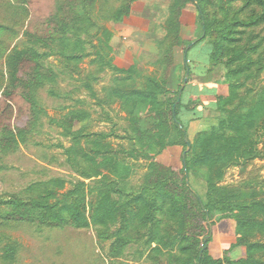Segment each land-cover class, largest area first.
<instances>
[{"label":"trees","instance_id":"trees-1","mask_svg":"<svg viewBox=\"0 0 264 264\" xmlns=\"http://www.w3.org/2000/svg\"><path fill=\"white\" fill-rule=\"evenodd\" d=\"M92 1L55 0L43 27L23 30L18 38L7 25L19 16L21 7L0 0V171L3 158L41 130L47 114L38 100L39 90L48 87L50 94L61 95L55 91L60 81L73 79L66 65L91 54L96 55L97 68L116 73L108 96L120 100L129 114L123 137L130 146L112 149L107 138L118 137L114 132L87 131L88 110L76 108L59 118L48 117L69 140L67 147L55 146L62 148L63 164L77 176L70 181L62 175L37 179L20 192L0 194V228L26 226L41 231L44 227L92 225L98 227V244L114 237L110 250L118 256L136 247L134 253L139 259L144 257L140 264H264V241L256 237L264 235V198L221 184L229 167L264 158V83L258 80L264 68V0H175L168 10L167 35L158 42L156 65L164 70L161 77L143 75L134 64L116 67L111 58L94 50L90 39L81 36L82 29L93 22ZM131 1L122 0L115 17L127 14ZM186 2L193 4L199 28L196 37L187 41L179 34V10ZM4 36L16 39L15 44L9 47ZM192 40L195 43L184 49ZM206 41L208 51L202 58H189L192 47ZM180 45L184 54L176 64L173 49ZM53 55L63 67L47 60ZM192 63L207 75L220 66L222 78L205 77L202 82L211 83L213 89L196 86L190 92L186 81L177 102L185 74L190 78L193 71ZM81 85L94 95L89 82ZM203 101H211L219 115L191 140L181 111L197 118ZM20 102L25 109L22 124L17 114L13 120L8 118ZM168 145L181 146L182 151L190 146L176 166L155 161ZM129 158L148 161L137 186L130 184L135 164ZM192 171H199L204 179L203 194L189 182ZM66 183L70 188L62 191ZM86 191L98 194L90 215L85 213ZM214 214L217 220L212 219ZM222 220L235 222L237 241L220 257H213L211 226ZM17 247L0 235V260L13 264ZM237 247L241 254L229 255Z\"/></svg>","mask_w":264,"mask_h":264},{"label":"rangeland","instance_id":"rangeland-1","mask_svg":"<svg viewBox=\"0 0 264 264\" xmlns=\"http://www.w3.org/2000/svg\"><path fill=\"white\" fill-rule=\"evenodd\" d=\"M10 1L17 7H21L19 16L15 17L16 19H10L9 25H7L8 28H11L12 33L17 34L18 38L23 30L41 29L46 16L51 14L55 8V0ZM121 1L93 0L91 6L92 25L84 27L81 36L90 39L92 46L95 47L94 50L101 51L106 57L111 58L116 67L127 68L134 64L143 75L161 77L164 75V70L156 65L159 55L158 42L167 35L168 10L175 0H133L127 14L123 13L120 17H115L114 12L118 11ZM3 8V11L11 12L8 8ZM209 8L214 10L212 6ZM179 11L181 38L185 41L194 39L199 33V28L193 4L183 3ZM0 13H3L2 10ZM2 39L9 44V47H12L16 42V39H9L5 36ZM192 42L195 43V40ZM19 47L21 46L19 45ZM184 49L183 45L174 47L172 56L174 63L181 62ZM207 51L208 43L206 41L192 47L188 55L192 60H196L198 57L202 58ZM95 57V54H91L79 62L66 65L71 70L73 79L66 78L60 81V89L55 91L61 95L50 94L47 90L48 87L39 90L38 100L42 103L47 116L43 117L41 130L38 134L32 135L25 145H21L17 151L3 158L4 169L0 171V194L20 192L30 181L37 179L62 175L70 181L71 178L77 176L73 169L63 164L65 155L62 148L55 146L61 143L67 147L69 140L61 135L60 127L50 123L48 117L59 118L62 114L76 108L88 110L90 118L87 131L114 132L118 137L111 135L107 138L109 147L115 150L129 148L128 139L123 137L127 134L129 114L122 108L120 100L111 99L108 96V88L113 85V77L116 73L110 69L97 68L93 61ZM47 60L56 67L64 65L61 59L54 55L48 57ZM2 62L1 60L0 65ZM192 66L193 71L190 78L187 73L189 84L187 92L196 87L205 77L222 78L223 70L220 66L209 75L201 73L199 70L203 69L196 66L195 63H192ZM258 80L260 83H264V68ZM82 82H89L93 89V96L89 94L84 85H81ZM221 88L224 90L225 86ZM17 106L14 107V112L8 118L11 116L10 120H13L17 114L19 122L22 124L25 121V118L22 117L25 113L24 105L20 102ZM198 110L200 116L197 118H192L193 115H190L186 110L181 111L188 138L191 140L198 131L208 128L214 123L219 115L211 106H202ZM261 146L259 144V147ZM188 150L186 149V152ZM183 152L181 146L168 145L157 154L155 161L164 165L174 164L176 166L179 164ZM129 161L135 164L134 172L129 178L130 184L137 186L143 181L148 161L141 158H129ZM85 181L90 184L88 180ZM189 182L199 193L205 192V182L199 171L189 173ZM221 184L238 187L242 193L246 194L255 192L258 197L264 198V158H256L242 167H229ZM69 188L70 183H66V187L62 191ZM244 196L246 198L248 195L244 194ZM97 200V191H86L85 213L87 215H90L92 206ZM212 219L217 220V215H212ZM97 229L98 227L92 225L84 228H74L69 225L59 228L44 227L41 231L26 226L16 229L1 227L0 235L6 241L18 244L13 264H140L144 259V257L139 259L134 253L136 247L126 249L124 255L118 256L117 253L110 250L114 237L105 240L103 245L98 244ZM211 231L213 239L209 250L213 257H220L237 241L235 222L232 220L215 221V224L211 226ZM256 237L264 241V235ZM241 252V248L237 247L230 251L229 255L238 256ZM262 252L264 260V250ZM0 264L5 263L0 260Z\"/></svg>","mask_w":264,"mask_h":264},{"label":"water","instance_id":"water-1","mask_svg":"<svg viewBox=\"0 0 264 264\" xmlns=\"http://www.w3.org/2000/svg\"><path fill=\"white\" fill-rule=\"evenodd\" d=\"M192 43H194V42H192ZM192 43L188 44V45L186 46L185 49H188V48L192 45ZM186 81H187V73L185 74V77H184V79H183V81H182V83H181V86H180L179 90H178V94H177V102H178L179 99H180L181 91H182L183 87L185 86ZM186 149H187V150L189 149V145H187V148H186ZM185 154H186V151L183 152V154H182V159H184Z\"/></svg>","mask_w":264,"mask_h":264},{"label":"crops","instance_id":"crops-1","mask_svg":"<svg viewBox=\"0 0 264 264\" xmlns=\"http://www.w3.org/2000/svg\"><path fill=\"white\" fill-rule=\"evenodd\" d=\"M205 86H207V88L209 87V88H211V89H213V85L211 84V83H205V82H202V81H200L198 84H197V87L198 88H202V87H205ZM211 101H203V105H200L199 107H210L211 106V103H210ZM198 107V108H199Z\"/></svg>","mask_w":264,"mask_h":264}]
</instances>
